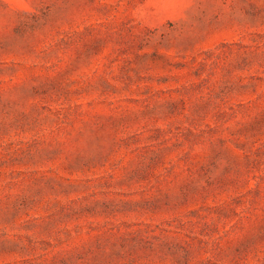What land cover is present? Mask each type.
<instances>
[{"label":"rangeland","instance_id":"1","mask_svg":"<svg viewBox=\"0 0 264 264\" xmlns=\"http://www.w3.org/2000/svg\"><path fill=\"white\" fill-rule=\"evenodd\" d=\"M0 264H264V0H0Z\"/></svg>","mask_w":264,"mask_h":264}]
</instances>
